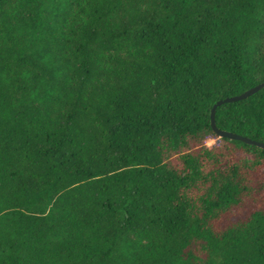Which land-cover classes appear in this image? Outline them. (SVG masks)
Here are the masks:
<instances>
[{"label":"trees","instance_id":"16d2710c","mask_svg":"<svg viewBox=\"0 0 264 264\" xmlns=\"http://www.w3.org/2000/svg\"><path fill=\"white\" fill-rule=\"evenodd\" d=\"M260 83L264 0H0V264H264Z\"/></svg>","mask_w":264,"mask_h":264},{"label":"water","instance_id":"95a60500","mask_svg":"<svg viewBox=\"0 0 264 264\" xmlns=\"http://www.w3.org/2000/svg\"><path fill=\"white\" fill-rule=\"evenodd\" d=\"M263 88H264V83H260L240 95L221 99L212 106L211 113H210V123H211V127L213 131L218 135L219 138H227L231 141H241L248 145H254L258 148L264 149L263 142H258V141L252 140L250 138L244 137L242 135H239V134H236L230 131L221 130L217 127V124H216V110L218 107L224 104H227V103H235V102L243 101L249 98L250 96L258 93Z\"/></svg>","mask_w":264,"mask_h":264},{"label":"rangeland","instance_id":"374dc122","mask_svg":"<svg viewBox=\"0 0 264 264\" xmlns=\"http://www.w3.org/2000/svg\"><path fill=\"white\" fill-rule=\"evenodd\" d=\"M216 142H217V140H209L206 143H207L208 146L212 147V146H214L216 144Z\"/></svg>","mask_w":264,"mask_h":264}]
</instances>
